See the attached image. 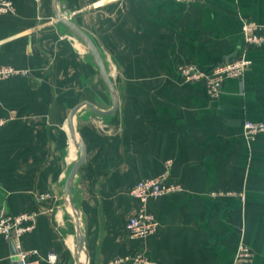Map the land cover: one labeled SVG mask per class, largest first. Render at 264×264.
<instances>
[{"label": "crops", "instance_id": "obj_1", "mask_svg": "<svg viewBox=\"0 0 264 264\" xmlns=\"http://www.w3.org/2000/svg\"><path fill=\"white\" fill-rule=\"evenodd\" d=\"M12 1L15 12L0 14V64L27 73L0 80V213H37L20 238L22 249L36 250L33 264H78L62 193L79 155L67 119L81 102L110 110L112 100L84 45L55 19L53 0ZM60 2L98 46L118 94L113 114L86 107L73 118L85 148L71 195L86 264H132L113 261L133 250L151 264H231L241 239L251 264H264V133L248 139L242 129L244 120H264V45L247 48L251 65L215 98L176 70L234 55L242 19L264 23V0ZM169 159L170 180L183 189L149 199L159 226L129 239L126 221L140 206L129 191ZM38 193L51 196L39 201ZM12 260L0 235V264Z\"/></svg>", "mask_w": 264, "mask_h": 264}, {"label": "built area", "instance_id": "obj_2", "mask_svg": "<svg viewBox=\"0 0 264 264\" xmlns=\"http://www.w3.org/2000/svg\"><path fill=\"white\" fill-rule=\"evenodd\" d=\"M177 1L199 2L202 0ZM14 12L15 5L12 0H0V14ZM241 37L242 45L233 56L220 60L208 68H201L192 63L178 64L176 70L182 82H201L210 98L217 97L225 79L240 78L251 65V59L246 55L247 48L251 45H264V23L257 24L249 18L242 19ZM26 73L27 70L23 68L0 64V80ZM5 122L6 119L0 117V130ZM242 129L246 138L254 139L260 133H264V120H244ZM170 166L171 160H166L165 168L160 173L139 179L130 189V196L140 206L135 214L127 218L125 228L129 239L146 237L156 232L159 220L146 208L149 199L182 191L181 184L170 180ZM50 196V193H38L36 199L43 201ZM36 216V212H22L16 215L7 212L0 213V235L7 240L13 239L18 250L17 257L22 264H33L29 256L37 253L36 250L22 249L20 244L21 236L35 227ZM253 254L251 247L241 239L231 264H251ZM55 259L54 253L47 255L48 261L54 262ZM124 261H130L132 264H151L148 255L139 250L129 251L124 256L115 259L113 263Z\"/></svg>", "mask_w": 264, "mask_h": 264}, {"label": "water", "instance_id": "obj_3", "mask_svg": "<svg viewBox=\"0 0 264 264\" xmlns=\"http://www.w3.org/2000/svg\"><path fill=\"white\" fill-rule=\"evenodd\" d=\"M52 3H53V11H54L55 19L60 24L65 26L67 30L71 33V35H73V37L78 39L84 45V47L87 50V53L91 55L93 62L96 68L98 69L100 77L103 80L109 92V95L111 97V100H112V108L110 110H103L97 107L95 104L88 102V101L81 102L77 104L74 108H72L71 112L69 113L68 119H67L69 131L74 140V144L79 149V155L76 158V160L72 163L68 171L64 185L62 187V193L64 195L65 201L67 202L69 206L70 213L76 225L75 251L77 255V261H78V264H84L81 259V253L84 249L83 248V233L80 227L79 214L72 200L71 193H72V182L74 180V177L76 176L80 166L85 161V148L83 146L81 139L76 134V131L73 125V118L80 109L86 108V107L90 108L98 116H105V115L113 114L117 110V107H118V94H117L116 87L111 79V76L106 68L101 52L98 46L96 45V43L94 42V40L92 39V37L88 33H86L81 27H79L73 20L69 19L66 16L65 14L66 4L65 3L63 2L58 3V0H53ZM8 241H9V246H10V253L13 256L12 264H22L19 258L17 257L18 250L16 248L15 242L13 241V239H9Z\"/></svg>", "mask_w": 264, "mask_h": 264}, {"label": "bare ground", "instance_id": "obj_4", "mask_svg": "<svg viewBox=\"0 0 264 264\" xmlns=\"http://www.w3.org/2000/svg\"><path fill=\"white\" fill-rule=\"evenodd\" d=\"M76 40V39H75ZM83 47V46H82ZM79 48V47H78ZM73 158V157H72ZM81 259H82V262L85 264L86 263V259H85V256H84V253L82 251L81 253Z\"/></svg>", "mask_w": 264, "mask_h": 264}]
</instances>
